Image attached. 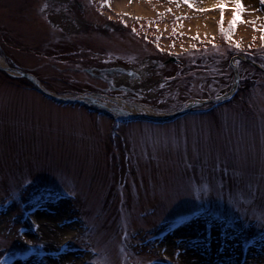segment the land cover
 <instances>
[{"label":"rangeland","instance_id":"374dc122","mask_svg":"<svg viewBox=\"0 0 264 264\" xmlns=\"http://www.w3.org/2000/svg\"><path fill=\"white\" fill-rule=\"evenodd\" d=\"M115 1L0 0V66L105 106L0 70V264H264V5L242 0L233 27V5L221 23L219 3ZM233 64L240 90L206 114L113 121L204 108ZM40 211L74 226L67 244Z\"/></svg>","mask_w":264,"mask_h":264},{"label":"bare ground","instance_id":"6f19581e","mask_svg":"<svg viewBox=\"0 0 264 264\" xmlns=\"http://www.w3.org/2000/svg\"><path fill=\"white\" fill-rule=\"evenodd\" d=\"M150 1V0H149ZM147 0V2H149ZM205 4L204 6H213L217 3H220V0H204ZM115 7L117 8H124L125 6H127V0H116L115 1ZM134 8H140L139 6H137V4H133L132 5ZM3 63V62H2ZM105 107V106H104ZM36 220L38 222L39 225H48L50 227H52L53 231L56 232V235H58L59 237V242L64 243L66 242L69 237H71L73 235V233L75 232L72 228L74 227L73 225L71 226H61L59 222H57V226H55L53 223L54 221H51L46 213L40 211L38 212V214H36ZM54 226V227H53ZM59 226V228H58ZM189 252V251H188ZM75 253L72 252H68L65 254V257H67L68 261L71 259L76 258ZM8 261H11L10 259H8ZM79 260L76 261L74 264H78ZM17 263V262H16ZM13 263V264H16ZM10 264V263H9ZM12 264V263H11Z\"/></svg>","mask_w":264,"mask_h":264},{"label":"snow or ice","instance_id":"6c2138e0","mask_svg":"<svg viewBox=\"0 0 264 264\" xmlns=\"http://www.w3.org/2000/svg\"><path fill=\"white\" fill-rule=\"evenodd\" d=\"M107 2V0H106ZM183 2L187 5H189L190 7L192 6L191 4V0H183ZM260 3L262 5H264V0H260ZM233 5V7H231V11L233 13V19H232V25L233 27H235L238 23H249L248 21H245L243 19V13L247 10L245 9L242 0H220V3L218 4V7L220 8L221 11V23L223 22V13L226 9H229V6ZM110 6V5H109ZM201 11H207L208 9H200ZM123 23V22H122ZM125 26H127L125 24ZM254 31H260L261 32V42L262 44H264V27L257 29L254 25L253 27ZM221 31H223V29H221ZM133 32H135V29H133ZM225 38L228 39V34L224 33ZM197 39L199 38L198 35L196 37ZM195 48V46H193ZM236 50L239 51L240 49V45L236 44L235 45ZM250 47V46H249Z\"/></svg>","mask_w":264,"mask_h":264},{"label":"water","instance_id":"95a60500","mask_svg":"<svg viewBox=\"0 0 264 264\" xmlns=\"http://www.w3.org/2000/svg\"><path fill=\"white\" fill-rule=\"evenodd\" d=\"M254 64V63H253ZM1 69H5V67L3 66H0ZM233 71H234V79L236 80L237 76H236V68L233 67ZM22 76H26L28 79H30L32 82H34L40 89L41 91L47 95L48 97L58 101V102H64V103H73V102H82L79 100V98H69V97H59V96H56L54 94H52L51 92L47 91L46 89L42 88L38 83H37V80L32 77L31 75L27 74V73H24V72H19ZM187 109H185L184 111H186ZM184 111H181L179 113H177L176 115H179L181 113H183ZM131 115V114H130ZM131 116H134V117H139V118H152V119H155V120H161V119H164V118H156V117H151V116H146V115H142V116H138V115H131ZM175 116V115H173ZM172 116V117H173Z\"/></svg>","mask_w":264,"mask_h":264},{"label":"trees","instance_id":"16d2710c","mask_svg":"<svg viewBox=\"0 0 264 264\" xmlns=\"http://www.w3.org/2000/svg\"><path fill=\"white\" fill-rule=\"evenodd\" d=\"M254 69L253 70H256V71H258V69L257 68H255V67H253ZM259 72H260V70H259Z\"/></svg>","mask_w":264,"mask_h":264}]
</instances>
